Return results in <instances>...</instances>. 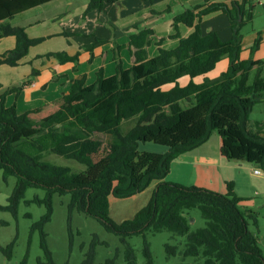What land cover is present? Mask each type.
I'll return each mask as SVG.
<instances>
[{"label":"trees","instance_id":"16d2710c","mask_svg":"<svg viewBox=\"0 0 264 264\" xmlns=\"http://www.w3.org/2000/svg\"><path fill=\"white\" fill-rule=\"evenodd\" d=\"M48 1L0 0V22ZM117 1L89 0L88 10H101ZM219 11L228 17L233 31L229 42H222L216 33L204 36L198 24L177 49H160L158 57L148 59L153 31L144 30L131 37L129 47L137 49L131 69L119 63L116 75L106 78L101 71L92 85H86L85 76L78 77L61 98L23 114L15 106L6 107V95H0V172L4 180L17 179L8 204L0 205V211L15 213L27 189L40 187L46 190L47 210L38 225L41 230L51 220L54 196L70 195L71 210L96 219L122 239L145 237L151 230L169 231L184 238L183 259H201L202 264H264V252L251 229L257 226L258 215L241 207L243 199L234 192L233 184H228L227 193H218L165 180L179 155L199 147L213 133L220 136L221 156L264 170L260 125L249 119L264 94V62L240 58L242 29L253 18L251 0H205L174 20L193 27L196 20ZM11 33L17 36L18 45L3 62L15 66L41 40H30L24 29L0 31V38ZM51 55L60 62L79 58L66 53ZM224 57L229 59V68L218 79L202 84L191 80L186 87L179 86L182 76L194 79L206 74ZM169 83L176 85L163 91ZM131 119L136 120L135 125L122 134L123 123ZM141 143L168 150L164 154L143 152ZM23 144L35 152L22 149ZM44 151L75 160L86 169L74 173L68 166L44 160ZM154 181L158 184L152 198L133 218L118 223L111 217V196L132 197ZM195 208L200 210L205 228L193 230L192 219L183 213ZM41 235L49 264H54L45 234ZM166 249L174 256L179 250L170 245ZM144 255L148 264H154L147 243ZM124 259L136 264L130 248ZM105 264L118 263L108 260Z\"/></svg>","mask_w":264,"mask_h":264},{"label":"crops","instance_id":"0c3cea01","mask_svg":"<svg viewBox=\"0 0 264 264\" xmlns=\"http://www.w3.org/2000/svg\"><path fill=\"white\" fill-rule=\"evenodd\" d=\"M204 3L205 0H119L101 10H88L89 0H50L2 20L1 32L24 29L30 40L41 41L30 46L17 65L12 66L3 61L17 48L18 38L12 33L0 38V95H6V107L15 106L18 114H23L61 98L78 77L85 76L86 85H92L101 71L106 78L116 75L119 63L124 69H131L136 63L137 49L129 47V43L133 35L144 30L153 31L147 48L148 59L158 57L160 49H177L181 39L192 34L198 24L204 36L216 33L222 42H229L233 31L228 17L221 11L196 20L193 27L175 23L176 16ZM251 4L253 18L242 29L240 58L264 62V0H251ZM53 53L79 58L77 62H60ZM228 68L229 59L224 57L210 72L194 79L182 76L178 84L186 87L191 80L196 84L215 80ZM175 85L166 84L162 90L169 91ZM249 119L260 125L259 135L264 139V94L254 105ZM259 167L221 156L220 136L213 133L199 147L179 155L165 180L218 193H227L228 184H233L234 192L243 199L241 207L258 215L257 226L251 229L264 252V175L254 174ZM157 184L154 181L143 192L129 198L111 196V217L118 223L133 218L148 204ZM182 260L184 264L196 261L194 258Z\"/></svg>","mask_w":264,"mask_h":264},{"label":"rangeland","instance_id":"374dc122","mask_svg":"<svg viewBox=\"0 0 264 264\" xmlns=\"http://www.w3.org/2000/svg\"><path fill=\"white\" fill-rule=\"evenodd\" d=\"M136 120H129L122 125L125 134L135 125ZM218 134V133H217ZM22 149L35 152L29 144ZM140 151L164 154L167 148L154 143H141ZM44 160L53 164L68 166L74 173L83 172L86 166L75 160H67L51 151L43 152ZM17 179L12 176L4 180L0 172V205H7L16 186ZM46 190L40 187L28 188L25 197L19 202L15 213L0 211V264H49V259L41 246L42 232L45 234L46 246L54 264H105L115 260L118 264H127L124 256L133 250L136 264H148L144 255L148 244L154 264H184L182 251L184 240L169 231L154 232L151 230L144 236L136 235L122 239L108 232L99 221L71 210L70 195L53 198L51 220L41 230L38 225L46 215ZM193 218V230L206 227L198 208L183 211ZM177 247L174 256L166 246ZM191 264H202V260H189Z\"/></svg>","mask_w":264,"mask_h":264},{"label":"built area","instance_id":"2783aa9c","mask_svg":"<svg viewBox=\"0 0 264 264\" xmlns=\"http://www.w3.org/2000/svg\"><path fill=\"white\" fill-rule=\"evenodd\" d=\"M254 174H255V175H259V176L264 175V170H263L261 167L256 168V169L254 170Z\"/></svg>","mask_w":264,"mask_h":264}]
</instances>
